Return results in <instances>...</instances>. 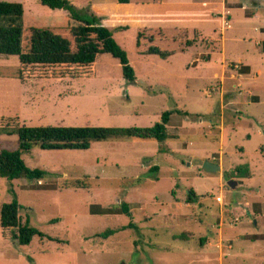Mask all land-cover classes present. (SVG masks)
Returning <instances> with one entry per match:
<instances>
[{
    "label": "rangeland",
    "instance_id": "1",
    "mask_svg": "<svg viewBox=\"0 0 264 264\" xmlns=\"http://www.w3.org/2000/svg\"><path fill=\"white\" fill-rule=\"evenodd\" d=\"M0 1L23 5L24 50L30 25L66 37L74 48L69 29L76 22L64 10L39 0ZM183 1L187 4L114 0L103 8L101 0H92L104 16L93 14L126 52L134 82L122 76L109 53L87 66L27 67L23 78L17 77V56L0 55V150L18 149L16 129L22 125L143 127L177 110L163 142L109 139L85 150L33 147L21 153L27 166L44 171L43 181L0 177V206L16 200L20 222L44 236L21 245L0 227V264H201L195 231L218 223V211L223 228L236 237L229 250L238 258L235 264H264V0H218L231 7L230 26L208 16L216 28L213 37L188 24L191 4L201 0ZM161 17L188 30H146ZM139 28L145 29L142 48L156 45L173 54L163 59L138 53ZM211 55L208 68L204 62ZM222 58L227 66L241 62L252 68L241 81L248 100L224 102V115L219 103L224 87L212 78ZM211 87L217 89L208 94ZM250 89L258 100L248 97ZM205 160L220 169L205 172ZM241 165L249 176L236 177L233 169ZM71 180L80 187H64ZM189 189L200 198L185 207ZM125 205H134L137 213L131 218L121 213ZM106 229L115 231L100 235Z\"/></svg>",
    "mask_w": 264,
    "mask_h": 264
},
{
    "label": "trees",
    "instance_id": "2",
    "mask_svg": "<svg viewBox=\"0 0 264 264\" xmlns=\"http://www.w3.org/2000/svg\"><path fill=\"white\" fill-rule=\"evenodd\" d=\"M41 4L50 9H61L77 22L69 29L73 38L71 41L50 29L28 26V44L23 49L21 39L23 34L24 9L22 3L0 1V55H16L19 60L17 77L23 78V69L35 65L42 66H87L92 64L97 55L109 53L116 58L121 66L122 76L128 82H134V70L131 67L126 52L115 41L109 28L101 23L100 17L89 11H82L70 0H39ZM118 3H128L129 0H117ZM145 29H139L136 34V47L138 53L158 55L160 58L168 57L172 52L161 50L156 45H149L142 49L140 39ZM152 38L148 40L151 41ZM172 111H164L159 122L151 126H60L42 125L17 127V150H0V177L8 180L27 179L40 181L44 171L39 168H31L21 158V153H26L33 147L44 150H85L91 147L93 142L107 141L109 139H149L163 142L167 139L166 124ZM247 166L241 165L233 169L236 177H247ZM152 167L150 170H156ZM79 180H71L64 187H80ZM199 196L192 190H188L187 202L195 203ZM20 205L16 200L3 203L0 206V227L10 230L11 239L21 245L31 242L33 236H44L37 229L29 226L28 222L21 223L18 215ZM121 213L131 216L128 207L120 208ZM129 223L125 227H130ZM114 229H106L100 235L113 233Z\"/></svg>",
    "mask_w": 264,
    "mask_h": 264
},
{
    "label": "crops",
    "instance_id": "3",
    "mask_svg": "<svg viewBox=\"0 0 264 264\" xmlns=\"http://www.w3.org/2000/svg\"><path fill=\"white\" fill-rule=\"evenodd\" d=\"M113 1L114 0H101L100 6L101 7L103 6V8H104V5H107V2H113ZM130 1L131 0H129L128 3H124V4H120L118 2L117 3L120 5H127V4H130ZM70 2L73 3L75 6H77L79 9H82V10L87 9V11L94 13L96 15H99V16H101V18H103V16H104L103 11H102L103 8L97 7V5L92 2V0H70ZM160 2L161 3H167L168 0H160ZM181 2H183L184 4H187V1L184 2L183 0H181ZM110 4H112V3H110ZM191 5H193L194 8H193L192 12L189 14V23L188 24H192L193 26H191V27H193V28H194V26H196L195 29L198 30L199 33L208 35L210 37L214 36V34L216 33V31H215L216 28L213 25V23L208 24V22H209L208 16H211L214 18H219L221 20V24H222L221 26L224 27L223 16H221L220 13L224 10L225 7H226L225 9L231 10L230 9L231 7H228L224 1H218V0H201V1H199V3L196 1V3H192ZM204 7H205V12L202 11L204 9ZM243 7L244 6H242V8ZM55 10H61V9H55ZM64 16L66 19H69L67 12L64 13ZM151 23L152 24H150V26L148 28L146 27V30H150V29H158L159 30L160 29L163 32L170 33L172 31L182 29L180 25L179 26L176 24L174 25V22L172 20L167 21L163 17H161V18H159L153 22L151 20ZM222 27H221V29H222ZM139 29H141V28H139ZM182 30L186 31L188 29H182ZM151 41H154V39H151ZM189 47H191V46H189L188 44L185 46V48H189ZM142 49H144V48H142ZM171 52L173 54L174 51H171ZM140 54H142V53H140ZM166 58H164V59H166ZM194 59L198 60V58H194ZM211 60H213L212 55L210 57H208L204 62V64L208 68H211V65H213V62H211ZM223 60L224 59L222 58L220 61L221 63L219 62L220 65L216 69L212 67L213 69H215L213 72L212 78H214V79L219 78L221 80V85H223V87H224L223 91L221 92V98H220V102H219L220 103V112L224 115L225 112L222 111L223 108L225 107L224 102H227V103L229 102L228 104L231 105V103L233 104L234 102L238 101L239 99L240 100L247 99V98H244V94L242 91L243 84L241 81L243 80V77L246 74H252L251 73L252 68L248 64H244L241 62L238 64H234V65L232 64L231 66L230 65L227 66L225 64V62H223ZM217 64L218 63H216V65ZM188 65H189V63H188ZM219 67H221V68L219 69ZM257 73H260V70H258ZM221 85L219 86V88H221ZM163 86L165 88L167 87L164 84H163ZM166 90H168V89H166ZM224 91H227V94H229L228 98L224 97V95H225ZM254 93H255L254 90L250 89L247 92L248 97L251 99H254V100H258V96H256V94H254ZM247 100H246V102H247ZM239 113H241V111H239ZM169 117H170V115H169ZM169 120H170V118L168 119V121ZM220 129H222V126L220 127ZM223 130H224V128H223ZM40 181H43V180L41 179ZM221 202H222V200H221ZM221 202H219V203H221ZM190 204H192V203L185 202L183 205L185 207H190ZM141 208L142 207H140L139 209H141ZM128 209H129V211L131 213V217H132V214L135 212V210L137 208L134 205H130V206H128ZM136 213H137V210H136ZM140 213H141V210H140ZM218 218L220 219L218 223L211 222L208 225V228L205 229V227H204L203 229H197L195 231V232H198V243H199L200 249L197 251V253L199 254L198 256L202 257L200 259L201 264H235L238 260V258L236 256H234L233 254H229V250L232 248V243L234 242V240H236V237H233V239H232L229 236L228 231L223 228V214L221 211H218ZM195 225H198V224H195ZM201 225H202V223H201ZM189 237H190V235H189ZM210 238L212 240H210ZM191 262H193L192 259L189 260V263H191Z\"/></svg>",
    "mask_w": 264,
    "mask_h": 264
},
{
    "label": "water",
    "instance_id": "4",
    "mask_svg": "<svg viewBox=\"0 0 264 264\" xmlns=\"http://www.w3.org/2000/svg\"><path fill=\"white\" fill-rule=\"evenodd\" d=\"M202 169L205 171V172H209V173H213V172H216L220 169L219 165L216 164V163H213V162H209L207 160H205L202 164ZM236 184V181L234 179H229L227 181V185L230 187V188H234Z\"/></svg>",
    "mask_w": 264,
    "mask_h": 264
},
{
    "label": "built area",
    "instance_id": "5",
    "mask_svg": "<svg viewBox=\"0 0 264 264\" xmlns=\"http://www.w3.org/2000/svg\"><path fill=\"white\" fill-rule=\"evenodd\" d=\"M229 14H230L229 9H225V10H223V11L220 13V15L223 16L224 25H227V26H230V25H229ZM216 89H217V87H211V88H209V89L207 90V93H208V94L213 93V92L216 91ZM215 199H216V201H218V202H221V200H222V199H221V196H217Z\"/></svg>",
    "mask_w": 264,
    "mask_h": 264
}]
</instances>
